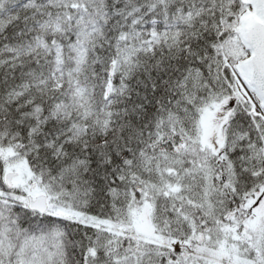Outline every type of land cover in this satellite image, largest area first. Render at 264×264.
I'll return each instance as SVG.
<instances>
[{
	"label": "trees",
	"instance_id": "obj_1",
	"mask_svg": "<svg viewBox=\"0 0 264 264\" xmlns=\"http://www.w3.org/2000/svg\"><path fill=\"white\" fill-rule=\"evenodd\" d=\"M246 9L0 0V264H264V118L230 66ZM22 162L45 214L6 184Z\"/></svg>",
	"mask_w": 264,
	"mask_h": 264
},
{
	"label": "water",
	"instance_id": "obj_2",
	"mask_svg": "<svg viewBox=\"0 0 264 264\" xmlns=\"http://www.w3.org/2000/svg\"><path fill=\"white\" fill-rule=\"evenodd\" d=\"M242 1L250 7L240 16L236 31L248 55L236 63L235 71L264 111V0ZM15 176L16 172L7 174L9 187L13 186L12 179ZM27 201L32 211L40 214L48 211V198L45 194L36 197L28 195Z\"/></svg>",
	"mask_w": 264,
	"mask_h": 264
},
{
	"label": "rangeland",
	"instance_id": "obj_3",
	"mask_svg": "<svg viewBox=\"0 0 264 264\" xmlns=\"http://www.w3.org/2000/svg\"><path fill=\"white\" fill-rule=\"evenodd\" d=\"M235 64H230L231 68L234 66ZM235 93L237 96L242 97L247 99L248 101H250V103H252V111L254 114H264L263 110L261 109V107L259 106L257 101H254L252 99L251 94L248 92V90L246 89L245 85L241 83L240 80H238L236 78V83H235ZM213 116L214 117V123H219L220 121V117L223 115L224 111L222 109H213ZM29 168L27 167L26 163L22 162L16 166H12L11 168H9L7 171L9 170H16L19 175L14 179V188H16L18 191L24 193V195H26L27 193H29V189L31 187V182H33L32 179H30V171L28 170ZM36 188L34 189L33 193L34 195L39 194V193H43V191L41 190V188L36 184ZM260 201L258 203H256L255 205L258 207L256 211V213L259 215L261 213H264V190H262L260 192ZM258 198V196L253 195L251 197V201Z\"/></svg>",
	"mask_w": 264,
	"mask_h": 264
},
{
	"label": "bare ground",
	"instance_id": "obj_4",
	"mask_svg": "<svg viewBox=\"0 0 264 264\" xmlns=\"http://www.w3.org/2000/svg\"><path fill=\"white\" fill-rule=\"evenodd\" d=\"M251 96H252V99L254 100V101H256V99H255V97L251 94Z\"/></svg>",
	"mask_w": 264,
	"mask_h": 264
}]
</instances>
